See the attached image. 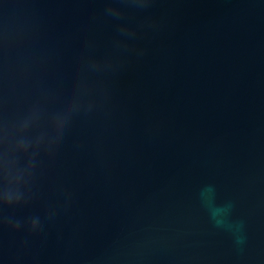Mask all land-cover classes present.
Instances as JSON below:
<instances>
[{
  "label": "water",
  "instance_id": "water-1",
  "mask_svg": "<svg viewBox=\"0 0 264 264\" xmlns=\"http://www.w3.org/2000/svg\"><path fill=\"white\" fill-rule=\"evenodd\" d=\"M105 6L0 0V264H264V0Z\"/></svg>",
  "mask_w": 264,
  "mask_h": 264
},
{
  "label": "clouds",
  "instance_id": "clouds-1",
  "mask_svg": "<svg viewBox=\"0 0 264 264\" xmlns=\"http://www.w3.org/2000/svg\"><path fill=\"white\" fill-rule=\"evenodd\" d=\"M154 0H105V8L103 9L104 15L109 18L121 20L126 14L127 10L135 11H145L149 9ZM123 5V6H122ZM119 31L122 35L133 38L136 35L135 30L129 25H121ZM7 222L9 224H15L19 227V221H13L11 218H8ZM0 223H5V218L0 217Z\"/></svg>",
  "mask_w": 264,
  "mask_h": 264
}]
</instances>
